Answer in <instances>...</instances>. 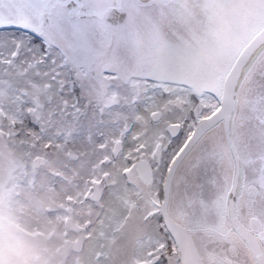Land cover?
<instances>
[{"label": "snow or ice", "instance_id": "snow-or-ice-1", "mask_svg": "<svg viewBox=\"0 0 264 264\" xmlns=\"http://www.w3.org/2000/svg\"><path fill=\"white\" fill-rule=\"evenodd\" d=\"M101 131L147 203L54 264H264V0H0V181Z\"/></svg>", "mask_w": 264, "mask_h": 264}, {"label": "rangeland", "instance_id": "rangeland-1", "mask_svg": "<svg viewBox=\"0 0 264 264\" xmlns=\"http://www.w3.org/2000/svg\"><path fill=\"white\" fill-rule=\"evenodd\" d=\"M112 136L101 131L38 156L15 154L19 174L0 181V264H54L61 253L77 249L79 236L70 233L77 229L64 228L68 210L82 236L91 237L88 253L128 214L126 182L133 180L136 154L128 138ZM101 193L100 201L90 200Z\"/></svg>", "mask_w": 264, "mask_h": 264}, {"label": "flooded vegetation", "instance_id": "flooded-vegetation-1", "mask_svg": "<svg viewBox=\"0 0 264 264\" xmlns=\"http://www.w3.org/2000/svg\"><path fill=\"white\" fill-rule=\"evenodd\" d=\"M136 164L137 163H135V165ZM133 175H134L133 180H131L130 182L127 180L128 182H126V190L128 192L127 194L129 196H131V200L129 201L130 210L128 211V214L129 213L134 214L137 211L138 208H143L144 204L147 203V196H148V192H149L148 183L144 182V181H141L137 177L136 171L133 172ZM140 190H142V191L145 190V194L141 193ZM102 193H101V196L97 199V201H100L99 199L102 198ZM69 214H71V213H69ZM66 220H67V223H64V225H65L64 228H67L68 225L69 226L70 225L74 226L76 224L74 221H70V223H69L68 218ZM64 231H65V234H66V232H68L65 229H64ZM76 231L77 230L70 231V233L73 234L72 235L73 238H77V236H79L78 232H76ZM70 233H69V235H70ZM77 239H79V238H77ZM73 241L79 242L80 245L83 244V246H84V254L88 253L87 249L85 248V245H86L87 241H86V243H85V240L80 241V239L79 240H73ZM246 254L247 253L244 250H241V259H243V257L246 256Z\"/></svg>", "mask_w": 264, "mask_h": 264}, {"label": "trees", "instance_id": "trees-1", "mask_svg": "<svg viewBox=\"0 0 264 264\" xmlns=\"http://www.w3.org/2000/svg\"><path fill=\"white\" fill-rule=\"evenodd\" d=\"M91 201H97V200H95V199H90ZM69 213H71V210H68L67 211V213H66V215L68 216V221H69V223H70V221H73V214L71 213V214H69ZM87 225V224H86ZM74 228H77V231L76 232H78V235H79V239H80V241H82V240H85V241H87V245H89L90 243H89V241L88 240H86L85 239V237H83L82 236V233H81V231H80V229H81V227H79L77 224H75L74 225ZM82 239V240H81Z\"/></svg>", "mask_w": 264, "mask_h": 264}, {"label": "water", "instance_id": "water-1", "mask_svg": "<svg viewBox=\"0 0 264 264\" xmlns=\"http://www.w3.org/2000/svg\"><path fill=\"white\" fill-rule=\"evenodd\" d=\"M135 171H136V173H137V177H138L141 181L146 182V179H145L144 173H143L142 169L139 167L138 162H137V164H136ZM98 198H99V196H97V197L95 198V200H97ZM75 246H76V248H79L80 243H79V242H76Z\"/></svg>", "mask_w": 264, "mask_h": 264}]
</instances>
